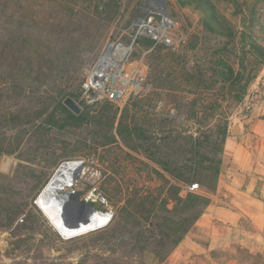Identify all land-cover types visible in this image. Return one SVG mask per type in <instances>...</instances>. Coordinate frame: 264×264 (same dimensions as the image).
Instances as JSON below:
<instances>
[{"label":"rangeland","instance_id":"374dc122","mask_svg":"<svg viewBox=\"0 0 264 264\" xmlns=\"http://www.w3.org/2000/svg\"><path fill=\"white\" fill-rule=\"evenodd\" d=\"M160 1L169 32L179 41L177 51L140 36L126 63L127 70L133 72L131 77L142 76L143 88L148 85L149 92L138 98L142 90L123 104L104 100L85 105L81 100L84 69L91 67L109 44L129 45L139 19L147 23L151 18L150 24L160 26L162 14L154 10ZM209 1L219 18L234 32L243 33V40L236 38L238 50L225 60L236 69L240 61L247 62L240 49L244 46L246 52L251 44L257 46L250 58L256 66L264 54V0ZM0 2L5 3L0 18L5 31L0 34H30L35 47V76H0V264H156L158 258H167L177 245L158 233L165 230L162 219L177 220L183 214L163 211L160 203L165 182L182 193L204 195L211 203L218 181L212 192L206 189L210 180L203 176L180 183L144 150L126 146L114 131L121 113L127 107L128 123L139 124L145 136L155 139L177 164L185 158L193 160L191 152L195 150L201 156L194 160H204L203 165L207 164L205 158L220 160L219 180L223 149L216 143L218 132L225 117L227 135L237 133L235 122L248 129L253 113L264 109V64L256 68L241 102L213 106L211 102L220 93L216 95L217 86H211L213 79L207 80L212 76L208 69L221 60L220 50L226 41L205 31L203 12L193 4L182 5L177 0ZM166 54L184 55L185 69L203 73L205 81L199 89L186 90L179 85L181 64L166 66ZM43 66L46 71L42 73ZM72 92L79 94L80 102L75 101L82 106L81 114H87L80 122L67 119L61 108ZM256 118L264 120V115H256L253 121H260ZM149 143H144V148L150 147ZM72 163H78L74 171H61L63 165ZM48 189L57 200L41 203ZM72 192L80 194V204L93 209L81 210L105 220L87 230L82 225L77 233L56 226L48 212L68 216L61 209L70 202ZM147 197L154 201L145 199L142 206L122 209L127 198H133L134 205L138 198ZM191 232L198 233L193 225L183 238ZM236 253L246 256L239 248ZM248 260L261 264L254 257Z\"/></svg>","mask_w":264,"mask_h":264},{"label":"trees","instance_id":"16d2710c","mask_svg":"<svg viewBox=\"0 0 264 264\" xmlns=\"http://www.w3.org/2000/svg\"><path fill=\"white\" fill-rule=\"evenodd\" d=\"M182 5L193 4L194 7L198 8L203 12V21L204 29L210 35H213L214 38L219 39L220 41H226L224 43V49L220 50L222 58L211 64V67L208 69L211 71L212 87L217 86V91L215 92L217 98L211 102L213 106H218L220 102H234L239 103L244 98L247 87L249 83L255 78L257 67L264 64V54L257 62L256 66H253L250 58L252 52L257 49L255 45H249V48L245 52L244 46L240 49V54L242 59L247 60L240 61L236 69L228 64V60H225L227 56L230 55L231 51H236L237 43L236 38H241L243 40V33L234 32L231 25L224 19L219 18L216 14L214 5L209 0H177ZM4 2H0V18L4 14ZM2 24L0 21V33L4 32V28H1ZM16 33V32H14ZM31 35L28 34L25 37L20 34L14 36H5L0 34V76L9 75V77H17L21 75H30L35 76V47L30 42ZM146 43L151 44V42L146 41ZM244 43V41H243ZM227 44H231L230 49H226ZM234 53V52H233ZM248 54V55H247ZM248 57V58H247ZM165 65H178L181 64L180 79L179 85H182L183 89H199L205 81V76L200 73H197L195 69L187 70L184 65V55L174 56V54H166L164 61ZM40 71H46V67L43 66L40 68ZM228 73V74H227ZM178 75V74H177ZM12 88L16 89V82L11 83ZM149 92L148 85H145L143 91L140 93L138 98L144 96ZM78 93L72 92L68 93L66 96H70L74 100H78ZM80 102V100H78ZM211 105V104H210ZM62 110L65 112L67 119L70 121L80 122L87 117L86 113H82L79 116L73 115L69 110L64 106H61ZM205 113V112H203ZM127 107L122 111L118 123L115 127L116 136L129 148L134 151L144 150L148 154V157L159 166L165 173L169 174L176 181L180 183H190L193 179H196L197 176H203L205 180H210L207 184L206 189L209 191H214L218 181L219 175V165L220 160L217 159H208L205 158L206 165H203L204 160L196 161V156H201L200 152L195 150V153L191 152L193 155V160L187 158L183 159V162L177 164L175 160H172L170 156H166L162 147L159 144H156L155 139L151 137H146L144 130L139 124H133L131 126L128 123ZM137 115V114H136ZM228 122L227 118H224L222 123V128L218 132L217 142L218 144H223L227 136ZM150 142V147L144 148V143ZM211 143V142H209ZM195 148V146H194ZM222 149L219 150L222 151ZM187 153V152H186ZM202 159H204L202 157ZM201 167L200 170H198ZM157 173V171H155ZM167 184V185H166ZM164 190L165 195L160 203L162 205L163 211L165 213L179 211L183 214L181 219H173L165 217L162 219V226L164 229L159 230V234L164 236L167 239H172L173 245L176 246L182 239L183 236L188 232L189 228L194 225L200 215L203 213L204 209L209 205L210 199L204 195H198L193 193H182L179 187H176L173 184H168V181L165 182ZM154 201L152 197L147 198H138V204L133 205V198H127L123 210H127L128 207H134L135 205L142 206L144 201L147 200ZM170 203H173L171 208H168ZM159 226V225H158ZM162 238V237H161ZM166 256L158 258L156 264L162 263L165 260Z\"/></svg>","mask_w":264,"mask_h":264},{"label":"crops","instance_id":"0c3cea01","mask_svg":"<svg viewBox=\"0 0 264 264\" xmlns=\"http://www.w3.org/2000/svg\"><path fill=\"white\" fill-rule=\"evenodd\" d=\"M260 114L264 109L248 129L240 124L228 133L217 194L193 225L198 233H188L160 264H251L253 257L264 264V120L253 121Z\"/></svg>","mask_w":264,"mask_h":264},{"label":"built area","instance_id":"2783aa9c","mask_svg":"<svg viewBox=\"0 0 264 264\" xmlns=\"http://www.w3.org/2000/svg\"><path fill=\"white\" fill-rule=\"evenodd\" d=\"M156 11V9H154ZM150 13V12H149ZM161 14V13H160ZM151 18L145 23L139 19L137 31L131 38L129 45L123 43L109 44L99 55L91 67L84 69L82 102L89 106L101 101H109L116 104H123L127 99L136 97L142 90V76H137L134 80L132 71L127 70L126 63L131 55V47L140 36H148L154 40L155 45L161 44L171 52H176L179 41L175 40L169 28L162 34V23L160 26L150 24ZM118 45L130 46V51L121 56ZM109 49V51H108ZM108 51L105 64L98 65L100 57Z\"/></svg>","mask_w":264,"mask_h":264},{"label":"bare ground","instance_id":"6f19581e","mask_svg":"<svg viewBox=\"0 0 264 264\" xmlns=\"http://www.w3.org/2000/svg\"><path fill=\"white\" fill-rule=\"evenodd\" d=\"M158 2H159V0H158ZM161 3H162V1H160L159 8L156 9V12H158V13H162L163 12V9L161 8ZM167 29H168L167 22L165 20L162 23V30H163L162 34ZM118 46L120 48L121 56L124 53H127V52L130 51V46H123V45H118ZM108 51H109V49H108ZM108 51L106 53H104L102 55V57H100V59L98 61V65L99 66H101L102 64H105L106 58L109 55ZM77 166H78V163L66 164V165H63V167L61 168V171L62 170H66V171L73 170L74 171L75 170V167H77ZM55 198L56 197L51 193V190L48 189L42 195V198H41V201L40 202L41 203H44L45 200L46 201H54V202H56L57 199H55ZM69 198L72 199V196H70ZM48 215H49V217L51 218V220L53 221V223L56 226L67 230L68 233H77L78 231H80L82 229V225H84L83 230H87L88 228H91V227H93V226H95L97 224H100V223L103 222V220H105L104 219L105 217L104 218H101L102 220H99L98 218L97 219H94L85 210H80L78 212V214H76L73 217V219L71 217H69V216H66V217H63L61 215L59 216V214H56V213L50 212V211L48 212ZM107 220H108V218H106V221L105 222H107Z\"/></svg>","mask_w":264,"mask_h":264},{"label":"water","instance_id":"95a60500","mask_svg":"<svg viewBox=\"0 0 264 264\" xmlns=\"http://www.w3.org/2000/svg\"><path fill=\"white\" fill-rule=\"evenodd\" d=\"M161 14H162V21H165L164 10ZM62 104L67 110H69L75 116H79L82 112V106L77 101H75L73 98H71L70 96L65 97L62 101ZM240 124H241L240 122H235L233 125V128L235 129V131L237 133L240 131ZM72 194H73V197H72L71 201L69 202L70 204L68 203V205L63 206L61 209V212L68 214V216L73 219V217L76 214H78V212L82 208H86L91 212L93 211V209H91L87 206H83L82 204H80L78 202V198L80 195L78 192H72Z\"/></svg>","mask_w":264,"mask_h":264}]
</instances>
